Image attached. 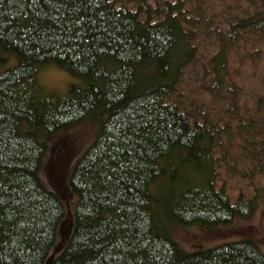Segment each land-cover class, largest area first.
Here are the masks:
<instances>
[{
    "label": "trees",
    "instance_id": "trees-1",
    "mask_svg": "<svg viewBox=\"0 0 264 264\" xmlns=\"http://www.w3.org/2000/svg\"><path fill=\"white\" fill-rule=\"evenodd\" d=\"M49 64L79 82L44 88ZM89 119L71 225L39 172ZM261 175L264 0H0V264H264L251 238L181 256L165 230L250 218Z\"/></svg>",
    "mask_w": 264,
    "mask_h": 264
},
{
    "label": "rangeland",
    "instance_id": "rangeland-1",
    "mask_svg": "<svg viewBox=\"0 0 264 264\" xmlns=\"http://www.w3.org/2000/svg\"><path fill=\"white\" fill-rule=\"evenodd\" d=\"M7 61L1 66V70L15 66L17 57L13 54H7ZM67 73H69L67 71ZM70 74V73H69ZM71 75V74H70ZM72 82H79L77 76H72ZM40 82V80H39ZM60 94L64 91H56ZM100 127L92 119L84 122L76 123L71 127L64 128L54 134V137L47 143V149L41 163L39 179L44 186L51 188L54 191L60 192L61 198L65 205L66 216L64 221L72 225L73 207L76 199L68 189V175L73 164L87 147L97 138ZM66 153V154H65ZM65 154V156H62ZM219 182H226L229 192H231V200L234 199L239 189L246 191L249 196L248 180L240 176L231 177L226 172L220 170ZM255 180L259 185L264 184V175H261ZM250 181V180H249ZM251 185V184H250ZM258 199V206L255 213L250 218H236L229 224H219V226H204L180 223L165 222L168 235L175 241L181 256L190 253L207 250L211 247L219 246L222 243L239 240L242 237H248L258 244L261 252H264V189ZM60 236V235H59ZM66 237H59V243L63 244Z\"/></svg>",
    "mask_w": 264,
    "mask_h": 264
},
{
    "label": "clouds",
    "instance_id": "clouds-1",
    "mask_svg": "<svg viewBox=\"0 0 264 264\" xmlns=\"http://www.w3.org/2000/svg\"><path fill=\"white\" fill-rule=\"evenodd\" d=\"M38 79L44 88L55 91L66 90L72 82L71 75L55 64L44 66L38 73Z\"/></svg>",
    "mask_w": 264,
    "mask_h": 264
}]
</instances>
